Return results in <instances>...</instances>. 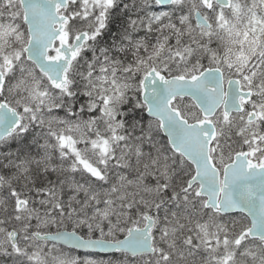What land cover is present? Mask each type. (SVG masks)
<instances>
[{"label": "snow or ice", "instance_id": "obj_1", "mask_svg": "<svg viewBox=\"0 0 264 264\" xmlns=\"http://www.w3.org/2000/svg\"><path fill=\"white\" fill-rule=\"evenodd\" d=\"M0 264H264V0H0Z\"/></svg>", "mask_w": 264, "mask_h": 264}]
</instances>
